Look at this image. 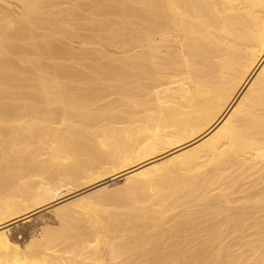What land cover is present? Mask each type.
Wrapping results in <instances>:
<instances>
[{"label":"bare ground","instance_id":"6f19581e","mask_svg":"<svg viewBox=\"0 0 264 264\" xmlns=\"http://www.w3.org/2000/svg\"><path fill=\"white\" fill-rule=\"evenodd\" d=\"M16 1L0 8V264H264V0ZM46 210L80 237L8 238Z\"/></svg>","mask_w":264,"mask_h":264},{"label":"rangeland","instance_id":"374dc122","mask_svg":"<svg viewBox=\"0 0 264 264\" xmlns=\"http://www.w3.org/2000/svg\"><path fill=\"white\" fill-rule=\"evenodd\" d=\"M41 1L43 0H38V2H41ZM41 6L43 7L45 14H47V9H48L47 4L42 3ZM0 8H2L3 10L7 9L9 11H12L11 13L12 16H15L18 13H20V4L16 0L0 1ZM108 17H113V15H108ZM70 24L73 26H76L78 33H85L84 32L85 29L83 28L84 25L75 23V22H70ZM43 31L44 30L42 29H38L36 32L39 34ZM63 42L64 44H68L69 46H71L73 50H77L81 46L78 38H73L71 40H64ZM90 47L97 48L99 46L97 44H90ZM59 62L68 64V62H64L63 60H59ZM119 185H121L120 181L115 182L114 184H111L107 190L108 192H106L105 194L101 193V194L94 196L93 200L99 201L101 199L106 198V195L111 193L112 190L118 187ZM107 203H108V206L106 207L111 208L112 207L111 205H113V202L107 201ZM61 213L63 214V216H65V219L64 218L63 219L69 224H71L70 226L79 227L80 224L84 223V220L82 219V217L75 215L72 212L63 211ZM58 218L59 217L58 216L56 217L54 213L51 212L50 210L42 211L39 214L32 216L28 222H24V223L16 222L15 224H12L11 225L12 231L8 233V238L12 242L18 244L19 247H24L25 244L30 240L31 236L35 234V231L47 225L54 229L62 231L64 235L67 237H80L76 230L74 231L68 230L69 226L64 225L61 219L60 218L58 219ZM59 222H60V225L58 224ZM67 251L69 250H62L61 252L58 253V257H60L62 263H65L63 262L62 258L63 257L67 258L70 255V253ZM70 260H72L73 262H77L76 258H70Z\"/></svg>","mask_w":264,"mask_h":264}]
</instances>
